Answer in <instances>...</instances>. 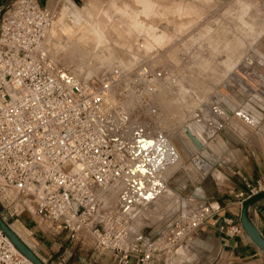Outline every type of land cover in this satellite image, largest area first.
Listing matches in <instances>:
<instances>
[{
    "label": "built area",
    "instance_id": "2783aa9c",
    "mask_svg": "<svg viewBox=\"0 0 264 264\" xmlns=\"http://www.w3.org/2000/svg\"><path fill=\"white\" fill-rule=\"evenodd\" d=\"M66 3L63 21L79 18L81 7ZM59 14L36 0H14L0 11L1 217L15 220L26 212L36 225H49L69 242L87 238L111 264H216L219 252L205 243L202 229L214 226L210 221L220 212L217 203L181 199L178 218L147 241L127 226L122 211L103 208L106 194L132 170L102 128L113 89L130 81L127 95L155 114L152 98L175 77L173 63H162L168 48L156 45L146 32L136 33L124 65L88 85H68L42 58L43 42ZM215 14L210 10L195 29L214 28ZM148 23L146 30L156 36L171 29L163 21ZM183 64L179 53L177 65ZM137 139L146 141L140 134ZM247 188V197H235L239 204L264 191V173ZM218 230L226 238L243 233L239 223L228 219ZM0 264H29L1 232Z\"/></svg>",
    "mask_w": 264,
    "mask_h": 264
},
{
    "label": "rangeland",
    "instance_id": "374dc122",
    "mask_svg": "<svg viewBox=\"0 0 264 264\" xmlns=\"http://www.w3.org/2000/svg\"><path fill=\"white\" fill-rule=\"evenodd\" d=\"M0 5V11L5 12L9 3L3 0ZM61 5L56 9L60 13L57 23L67 16V8L61 10ZM248 5L250 10L246 8ZM176 7L181 8V12L176 11ZM210 10L216 12L215 27L195 29ZM80 14L82 23L88 21L105 28L107 44L103 42L104 45L101 43L95 47L90 42L92 40H88L83 48L84 33L79 29L84 25L73 28L75 21L69 16L63 23L76 31L71 34L73 38L81 34L80 38L76 37L82 40L79 43L81 49H74L68 61H64L66 53L63 51L55 53L48 47L46 55L42 52L50 70L63 74L71 84L88 85L104 71L115 65H124L136 33L146 32L156 45L168 48L161 62L173 63L171 68L175 77L165 82L152 98L155 114L127 95L125 91L131 83L125 80L114 87L102 124L111 141L116 136V140L119 139L120 148L118 143L117 148L124 163L138 169L133 172L142 179L139 181L137 176L133 181L121 180L107 194L103 208L122 211L127 226L135 232L142 235L155 232L164 225L163 216L175 211L178 198H187L193 185H204L208 173L216 169L221 172L231 163L227 158L229 154L238 155L255 143L264 146V0H145L142 3L140 0H104L93 1L87 8L81 7ZM151 20L163 21L171 29L159 36L153 35L146 30ZM177 44L180 46L175 48ZM179 53L184 59L183 66L177 65ZM176 74L183 78L179 79ZM185 124L207 143L201 152L207 161L201 159L210 163V172L202 171L196 165L197 159L182 161L176 158L175 145L180 141L196 152L180 131ZM139 134L154 145L146 156H149L148 161L152 158L158 161L157 169L152 173L154 176L140 174L141 162L133 160L129 154V149L136 150ZM155 138L161 142H154ZM226 141L230 144L224 145ZM209 151L213 158L220 155L226 158H219L214 166ZM149 163L146 164L148 168ZM137 184H145L148 190L156 188L152 203H141L142 199L135 194ZM182 187L185 188L182 194L170 191ZM5 221L20 230L14 219L5 218ZM65 244L68 253L56 261L60 264H111L109 256L96 251L87 238L75 243L67 240ZM60 253L56 254L57 257Z\"/></svg>",
    "mask_w": 264,
    "mask_h": 264
},
{
    "label": "crops",
    "instance_id": "0c3cea01",
    "mask_svg": "<svg viewBox=\"0 0 264 264\" xmlns=\"http://www.w3.org/2000/svg\"><path fill=\"white\" fill-rule=\"evenodd\" d=\"M2 1L3 0H0V4ZM7 1L10 4L14 0ZM36 1L42 7L48 9H57L58 6L62 3H65L66 5V2L81 6L83 8H87L93 1L103 2L104 0ZM140 1L142 3L145 0ZM148 5L149 7H151V4ZM1 8L2 7L0 5V9ZM198 137L202 145L200 151L196 150L195 152L193 149L187 148L186 145L180 141V143L177 142L175 145L176 148L174 151L178 155V157L176 156V158H179L182 161H194L195 159H197L196 165L202 171L207 172L209 170L208 172H210V163L206 162L207 159H204L201 153L204 148H206L207 143L203 142L199 135ZM226 144L230 143L226 141V143L224 142V145ZM244 152L240 151L238 155L233 152L229 154V157L227 156V158L231 163L229 165H226L223 170L221 169V172H218V170L216 169L215 172L208 173V177H206L207 179L204 180V185H193V187H191L192 189L187 192V198L186 196L185 198H178L180 200L191 198L193 196V191L196 188H200L204 195L205 202L218 204L220 212L215 215L210 221L214 224V226H206L202 229V235L205 236V243L209 242L211 244L213 253L219 252L216 264H264V255L250 243L244 233H241L240 235L233 238H226L222 234H220L218 230L219 227L223 226V221L225 219L239 223L241 205L247 198L241 204H239V200H237L235 197L241 193L245 197H247L249 193L247 186H254L260 175L264 173V146L262 144L255 143L254 145L252 144L251 146L245 147ZM208 155L215 162L214 166L217 165L216 162H218L222 157H225L220 155L219 157L213 158L210 151ZM153 189L156 188L154 187ZM173 189L174 188L170 189V191L180 194L184 193L183 190H185V188L178 189L179 191H175ZM107 197L108 195L105 198ZM153 199L154 197L150 201L151 203ZM178 203L175 205V211L171 215L165 214L163 216L164 225L166 223L173 222L178 218ZM248 216L251 223L264 237V199L256 202L251 206ZM14 222H16L20 226L19 229H22L21 231L25 232L28 239L23 236L20 230L12 225L14 230L20 235L25 243L39 255V257L45 263L60 264L56 261H60L58 259H62V257H64L63 255L68 253L65 246V243L67 241L65 234L54 233L51 230L50 226L47 224L36 225L31 219V216L26 212H20L16 216ZM161 227L158 228L155 232H147L144 235L140 233V235L142 236L141 241L151 240L156 237ZM59 251L61 253L57 257L56 254H58ZM62 261H64V259Z\"/></svg>",
    "mask_w": 264,
    "mask_h": 264
},
{
    "label": "bare ground",
    "instance_id": "6f19581e",
    "mask_svg": "<svg viewBox=\"0 0 264 264\" xmlns=\"http://www.w3.org/2000/svg\"><path fill=\"white\" fill-rule=\"evenodd\" d=\"M251 2V1H250ZM244 4H246V3H244ZM62 6V7H61ZM60 7H61V10H62V8H64V7H66L67 9H66V14H68V8H69V4L67 3L66 5H65V3H62V5H61ZM247 10H250L251 8H250V6L248 5L247 7ZM250 8V9H249ZM65 9V8H64ZM175 9V8H174ZM181 8H179V7H176V11H180L181 12V10H180ZM59 11V10H58ZM252 11V10H251ZM179 13V12H178ZM242 13V12H241ZM248 13V12H247ZM82 15V14H81ZM256 15V14H255ZM255 15H252V16H255ZM257 17V16H256ZM88 19V18H87ZM61 20V19H60ZM59 20V21H60ZM74 21H75V24H73V28H79L80 27V25H84V27L83 28H81V29H79V32H82V33H84V35H82L83 36V38H82V40H84L83 42H84V45H83V43H82V40H77L78 38H80L81 36V34L80 33H78L77 35L78 36H74L75 38H73V36L71 35V34H73V33H75L76 31H73L72 30V28H70V26L69 25H62V27H59L58 25H57V23L55 24V26H53L51 29H50V31L48 32V35H47V37H46V39H45V41L43 42V45H42V52H44V54L46 53L45 51H46V48H50L53 52H61V51H63V52H65L66 53V57L64 58V61H68V59H69V57H70V54H73L72 53V51L74 50V49H77L78 47L80 48V47H82L83 46V48H85L86 46H85V44L87 45L88 44V40H92V41H90L91 43H94L95 44V47H98V45L99 44H103V42L105 43V39H106V37H104V29H102V28H100V26L98 27V24H97V26L95 25V24H93V23H91V22H85V24L84 23H82V20H81V18H80V16H79V18L78 17H76L75 19H74ZM252 21H254V20H252ZM260 21V20H259ZM249 22V21H248ZM97 23H99V22H97ZM253 24V23H252ZM101 26H102V24H101ZM104 26V25H103ZM102 26V27H103ZM161 34H164V33H161ZM76 35V34H75ZM80 36V37H79ZM76 37H77V39H76ZM223 37V36H222ZM88 41V42H87ZM156 42H162V41H156ZM79 43H82V46H79L80 44ZM105 44H107V43H105ZM104 45V44H103ZM101 46V45H100ZM101 47H103V46H101ZM48 48V49H49ZM238 48V47H237ZM81 49V48H80ZM52 51H50V52H52ZM78 51H79V49H78ZM48 52H49V50H48ZM74 52V51H73ZM76 52V51H75ZM51 54V53H50ZM58 54V53H57ZM75 54V53H74ZM77 54V53H76ZM46 55V54H45ZM47 56H48V54H47ZM46 56V57H47ZM77 55H75L74 57H76ZM73 57V56H72ZM50 59V58H49ZM53 59H55V58H53ZM53 59H51V60H53ZM71 59H73V58H71ZM56 61V60H55ZM54 61V62H55ZM59 62V61H58ZM62 62V61H61ZM72 62V61H71ZM50 63V62H49ZM67 63V62H66ZM46 64V63H45ZM47 66H48V64H46ZM71 68V67H70ZM79 69V68H78ZM228 72V71H227ZM56 76H58L64 83H66V84H68V85H70L71 84V80L70 79H68V78H66L63 74H61V73H59V74H56L55 72H53ZM76 74V73H75ZM68 76V75H67ZM89 77V76H88ZM111 103V102H110ZM104 119V118H103ZM105 122V121H104ZM102 124H103V122H102ZM182 126V125H181ZM181 130V133H182V135H183V137H184V139L186 140V142L188 143V144H190L194 149H196V150H198V151H200L201 150V147H202V145H201V143H200V140H199V137H198V134L196 133V132H194V130H192L188 125H184V126H182V128H180ZM104 130H106V129H104ZM107 132V131H106ZM177 132V131H176ZM180 134V133H179ZM117 137V136H116ZM112 138V145L118 150V148H120V145H119V139L118 140H116L117 138ZM114 143V144H113ZM117 143H118V148H117ZM170 145V144H169ZM143 147L142 149H144V150H147V151H142L141 152V148H138V147ZM153 143H152V141H139L138 143H137V149L134 151L133 149H129V151H130V156H132L133 157V160H139L140 162H141V167L139 168L140 169V174H147V173H149V174H147V175H150V174H152L153 172L155 173V170L157 169V165H158V161L157 160H154V158H152V159H149V161L148 160H146V159H148V157L146 158V156L151 152V149L153 148ZM200 148H198V147ZM156 161V162H155ZM150 162V163H149ZM149 163V168L147 167V165L146 164H148ZM131 167V166H130ZM147 167V168H146ZM158 168H160L159 166H158ZM132 169V170H131ZM136 169V168H135ZM134 169V171H136V170H138V169H136L135 170ZM130 172L123 178L125 181H133L134 180V178L136 177L137 178V176H136V174L134 173V172H132L133 171V168H130ZM156 174H157V172H156ZM135 175V176H134ZM153 175V174H152ZM141 176V175H140ZM154 176V175H153ZM139 177V176H138ZM144 177V176H143ZM140 178V179H139ZM138 179H139V181H141L142 182V179H141V177H139ZM154 178V177H153ZM137 179V180H138ZM125 181H123L124 183H125ZM135 181H136V179H135ZM138 183H140V182H138ZM154 183H155V181H154ZM152 184V183H151ZM145 184H143V186H144ZM155 185V184H154ZM142 186V184H141V186L140 185H138L137 184V187L138 188H135V189H138V190H136L135 191V189L134 190H132V192L133 191H135V194H137L136 196H138L140 199H142V204L144 205V204H146V203H148V202H150L151 200H152V198L154 197V194H155V189H153L152 187V189H150L149 188V190H148V186H144L143 187ZM127 190V189H126ZM131 192V193H132ZM126 193V192H125ZM133 194V193H132ZM106 196H107V194H106ZM129 197V196H128ZM139 198H137V199H139ZM107 199V198H106ZM135 202V201H134ZM128 204V203H127ZM126 210V209H125ZM10 228L12 229V231L25 243V241L20 237V235L14 230V228H13V226L12 225H10ZM26 244V243H25ZM27 245V244H26ZM28 246V245H27ZM29 247V246H28ZM30 248V247H29ZM30 249H32V248H30ZM33 250V249H32ZM29 264H31L30 262H29Z\"/></svg>",
    "mask_w": 264,
    "mask_h": 264
},
{
    "label": "water",
    "instance_id": "95a60500",
    "mask_svg": "<svg viewBox=\"0 0 264 264\" xmlns=\"http://www.w3.org/2000/svg\"><path fill=\"white\" fill-rule=\"evenodd\" d=\"M198 147V146H197ZM199 148V147H198ZM200 149V148H199ZM193 196L204 199L200 188L193 191ZM264 199V191L247 198L241 205L239 225L250 243L264 255V237L249 220V209L256 202ZM0 232L11 244L14 250L31 264H47L39 255L30 249L10 228V225L0 215Z\"/></svg>",
    "mask_w": 264,
    "mask_h": 264
}]
</instances>
